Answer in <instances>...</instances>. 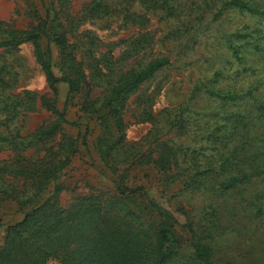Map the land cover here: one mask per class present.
<instances>
[{"label": "rangeland", "instance_id": "374dc122", "mask_svg": "<svg viewBox=\"0 0 264 264\" xmlns=\"http://www.w3.org/2000/svg\"><path fill=\"white\" fill-rule=\"evenodd\" d=\"M97 1L0 0V42L35 33L62 76V48L51 39L63 36L86 75L69 94L66 82L50 86L33 40L0 47V75L12 81L6 91L0 86V165L8 169L0 186L11 193L0 194V247L37 202L51 198L70 209L89 196L105 201L122 230L150 243L161 216L149 198L172 215L166 221L180 239L169 264H199L187 223L216 264H264V176L220 186L250 166L251 153L264 159V0H242L255 11L231 0H133L123 4L129 21L123 13L89 12ZM162 56L170 64L129 96L126 136L103 158L101 142L117 135L111 116L109 125L101 120L104 99L125 72ZM6 99L19 111L4 110ZM165 146L167 169L157 162ZM135 187L146 194L118 190ZM140 258L152 264L150 250Z\"/></svg>", "mask_w": 264, "mask_h": 264}, {"label": "trees", "instance_id": "16d2710c", "mask_svg": "<svg viewBox=\"0 0 264 264\" xmlns=\"http://www.w3.org/2000/svg\"><path fill=\"white\" fill-rule=\"evenodd\" d=\"M133 0H98L89 12L123 13L125 20L131 19V12L123 4ZM153 1V0H146ZM233 4L255 11L250 5L242 0H231ZM175 8L169 9L172 11ZM50 13L48 12V16ZM45 31V27H42ZM35 33L25 32L19 36H13L0 42V47L16 46L23 41L33 40L36 47L37 59L41 64L47 81L55 88L60 82L69 85V94L76 93L82 89L86 82V75L75 69L74 57L68 49L67 39L56 35L53 40L62 48V66L65 71L62 76L55 74L51 64V53L49 49H42L38 43ZM170 57H156L147 63L128 70L114 83L110 94L102 104L101 120L109 125L104 119L107 115L114 119L117 135L113 138L103 140L100 144V154L103 158L110 155V150L123 142L126 134L124 132V109L129 96L136 91L142 83L150 79L158 70L169 65ZM11 78V76H10ZM9 77L0 75V86L6 91L9 88ZM234 97V96H233ZM8 99V98H7ZM1 101L7 112H18L19 103ZM12 108V110H11ZM108 116V117H109ZM60 120L65 121V111L60 115ZM181 121V120H180ZM179 120L175 125L182 128L183 123ZM113 124V123H111ZM58 122L45 130V134L53 132ZM226 126V125H225ZM221 127L215 128L216 133L221 132ZM114 132V133H115ZM112 133V134H114ZM110 140V141H109ZM165 146L159 155V164L167 169L171 163V149ZM237 153V149L226 158L230 160ZM251 164L247 169L240 170L236 174L227 175L220 183L225 190L237 187L242 182L253 176H264V159L256 153L250 154ZM8 169L0 165V176L7 173ZM204 173H196V177ZM54 178L57 175L54 174ZM195 179V178H194ZM192 178V180H194ZM120 193L132 196L135 194H146L144 187L118 188ZM0 194L11 197V193L0 186ZM0 196V201H1ZM149 206L159 213L161 220L158 223L154 239L147 243L143 237L132 233V229L122 230L117 222L109 217L105 201L98 197L89 196L83 198L70 209L62 207L51 198L44 202H37L32 209L25 213L23 220L8 228L5 243L0 247V264H46L50 259H59L62 264H140L141 252L150 250L152 264H169L177 255L180 239L166 221L172 215L160 203L148 198ZM191 234V244L194 251V260L199 264H216L213 259L212 248L203 242L197 235L190 223L183 225ZM132 256L129 258V256Z\"/></svg>", "mask_w": 264, "mask_h": 264}]
</instances>
